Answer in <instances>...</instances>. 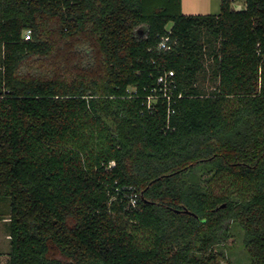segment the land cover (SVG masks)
Wrapping results in <instances>:
<instances>
[{
	"label": "trees",
	"instance_id": "obj_1",
	"mask_svg": "<svg viewBox=\"0 0 264 264\" xmlns=\"http://www.w3.org/2000/svg\"><path fill=\"white\" fill-rule=\"evenodd\" d=\"M232 4L0 0L8 264H224L228 219L264 264V0ZM169 23L176 43L158 50ZM165 70L183 94L170 118L146 103ZM214 178L243 197L215 194Z\"/></svg>",
	"mask_w": 264,
	"mask_h": 264
},
{
	"label": "rangeland",
	"instance_id": "obj_2",
	"mask_svg": "<svg viewBox=\"0 0 264 264\" xmlns=\"http://www.w3.org/2000/svg\"><path fill=\"white\" fill-rule=\"evenodd\" d=\"M165 0H155L156 4L164 3ZM184 5L183 13L186 14H218L220 12L221 0H181ZM212 3V9L208 11V4ZM245 3V0H235V6ZM172 23L167 25L170 29ZM201 84L205 87H213L212 82L201 79ZM207 172V174H206ZM204 178L211 177L208 169L204 172ZM215 194H228L231 200L237 201L243 197L245 192L244 187L233 185L228 179L214 178L211 185ZM10 199L0 201V213L5 214L2 221H0V262L1 264H8L9 252L11 250V241L9 237V222L5 219L8 218ZM141 246H149L150 234L148 232L139 231L136 233ZM213 249L224 257V264H251V258L245 246V232L241 226L234 220L228 219L223 223L222 229L218 233V240L213 246Z\"/></svg>",
	"mask_w": 264,
	"mask_h": 264
},
{
	"label": "built area",
	"instance_id": "obj_3",
	"mask_svg": "<svg viewBox=\"0 0 264 264\" xmlns=\"http://www.w3.org/2000/svg\"><path fill=\"white\" fill-rule=\"evenodd\" d=\"M171 28L167 29V34L163 36L158 44V50L170 51L173 48L175 41L171 39ZM32 31L26 30L24 33V39L29 40L31 38ZM183 98V94L179 92V85L175 78V73L172 70H165L158 78V89L153 94L146 96V103L148 108H152L158 103L159 100L166 102L168 117L170 118L175 113L176 102ZM133 207L137 206V195H134L131 199Z\"/></svg>",
	"mask_w": 264,
	"mask_h": 264
},
{
	"label": "crops",
	"instance_id": "obj_4",
	"mask_svg": "<svg viewBox=\"0 0 264 264\" xmlns=\"http://www.w3.org/2000/svg\"><path fill=\"white\" fill-rule=\"evenodd\" d=\"M234 4H235V0H233L232 6L236 10H244L246 8L245 3L244 4L240 3V5H238V6H235ZM183 8H184V5H183V2H182V7H181L182 11H183ZM210 9H212V3L208 4V11H210ZM184 14H186V13H184ZM208 14H211V12H209Z\"/></svg>",
	"mask_w": 264,
	"mask_h": 264
}]
</instances>
